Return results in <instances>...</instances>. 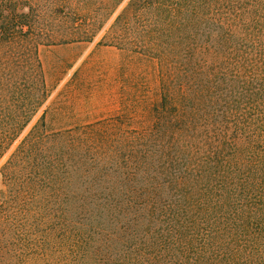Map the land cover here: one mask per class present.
Listing matches in <instances>:
<instances>
[{"label":"trees","instance_id":"1","mask_svg":"<svg viewBox=\"0 0 264 264\" xmlns=\"http://www.w3.org/2000/svg\"><path fill=\"white\" fill-rule=\"evenodd\" d=\"M38 7L0 0V264H264V0H131L114 27L144 21L160 102L21 140L50 95Z\"/></svg>","mask_w":264,"mask_h":264},{"label":"rangeland","instance_id":"2","mask_svg":"<svg viewBox=\"0 0 264 264\" xmlns=\"http://www.w3.org/2000/svg\"><path fill=\"white\" fill-rule=\"evenodd\" d=\"M28 1L39 6L56 43L40 48L50 95L21 140L43 116L45 133L53 134L119 116L129 123L160 102L161 65L144 52L151 44L144 21L114 27L131 0ZM19 143L0 160V192L3 166Z\"/></svg>","mask_w":264,"mask_h":264}]
</instances>
